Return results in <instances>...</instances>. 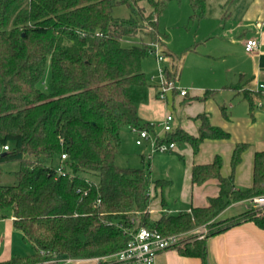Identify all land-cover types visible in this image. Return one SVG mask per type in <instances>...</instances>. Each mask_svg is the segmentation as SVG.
Instances as JSON below:
<instances>
[{
    "label": "trees",
    "instance_id": "16d2710c",
    "mask_svg": "<svg viewBox=\"0 0 264 264\" xmlns=\"http://www.w3.org/2000/svg\"><path fill=\"white\" fill-rule=\"evenodd\" d=\"M171 1L0 0V177L6 173L4 165L17 163L10 171L16 183L0 185V219L11 217L14 229L34 248L29 256L0 264L108 256L126 246L131 236L125 229L142 226L163 235L206 226L205 238L193 234L177 251L208 264V238L246 222L264 230V211L250 208L237 218L215 221L231 204L264 194V152L255 154L252 187L235 186V171L247 144L235 146L227 176L222 175L220 156L192 167L194 186L218 180L219 196L208 206L178 214L162 211L156 218L151 205L159 199L160 207H167L164 190L169 182L156 180L150 188L151 164L145 155L142 169L116 162L124 129L153 131V125L143 124L139 116L153 87L142 63L151 55L149 44L164 39L159 17ZM207 1L190 0V20L206 17ZM142 2L149 5V12ZM120 5H126L132 16L114 17V8ZM142 31L147 41L139 34ZM125 39L140 42L126 47ZM48 64L46 92L40 83ZM166 75L173 79L168 68ZM259 94L244 90L250 106ZM226 110L221 111L227 118ZM197 120L198 136L172 128L158 144H185L197 154L207 140L229 139L230 134L213 126L207 115ZM62 155L67 157L64 161ZM56 159L59 162L53 165Z\"/></svg>",
    "mask_w": 264,
    "mask_h": 264
},
{
    "label": "crops",
    "instance_id": "0c3cea01",
    "mask_svg": "<svg viewBox=\"0 0 264 264\" xmlns=\"http://www.w3.org/2000/svg\"><path fill=\"white\" fill-rule=\"evenodd\" d=\"M233 2L239 4L241 0ZM208 4L209 0L207 9ZM236 17L239 20L238 24L230 28V70H228L230 79L214 86L210 82L212 77L208 80L203 76L202 82L195 84L193 89L186 88L188 94L185 97L175 92L169 94L165 101L158 98V87L155 85L150 89L148 102L139 109L141 122L154 127L150 132L151 137L164 135L162 123L168 115L174 118L172 124L174 129H182L192 136H198L200 122L197 117L203 114L209 117L213 126L220 127L230 134L227 140L205 141L197 154L185 144L176 145L177 149L169 152L175 157L164 159L167 163H171L169 169L172 171L168 172L164 179H158L169 182L164 190L167 207L162 209L160 200H155L150 208L151 215L155 218L162 211L178 214L189 212L193 207H206L210 199L218 197L220 192L218 180L209 179L200 186H194L191 181L192 167L209 164L216 156H220L223 162L222 175H229L232 154L237 144H247L248 149L243 153L242 161L235 171V186L237 189H248L253 185L254 157L256 153L264 152V94L259 90V86L264 84V0H243ZM259 22L263 25L258 27ZM249 39H257L261 42L260 49L252 54L245 51V44ZM164 51L167 57L164 65L172 71L173 79L177 83L181 66L179 57ZM215 82L218 81L215 79ZM244 90L260 93L259 97H254L253 106H250L245 98ZM223 91L234 93L230 108L220 105L214 99L216 93ZM258 100L263 102V106L257 105ZM224 107L227 109V118L221 111ZM126 130L124 135L121 134L119 154L122 149L128 151V143H136V136L130 133V128ZM175 184L179 195L173 198L174 203L171 205L165 197V191L168 188L171 190L170 188ZM152 186L153 184L150 188ZM248 210V201L236 202L227 207L215 221L222 222L237 218ZM15 231L11 217L0 219V243L1 240L6 243V248L0 255V262L12 258V236ZM206 253L208 264H264V230L253 222L233 226L223 233L208 238ZM52 261L55 264H98L94 258L55 257ZM156 264H202V261L195 257H184L175 249L159 254Z\"/></svg>",
    "mask_w": 264,
    "mask_h": 264
},
{
    "label": "rangeland",
    "instance_id": "374dc122",
    "mask_svg": "<svg viewBox=\"0 0 264 264\" xmlns=\"http://www.w3.org/2000/svg\"><path fill=\"white\" fill-rule=\"evenodd\" d=\"M242 1L239 5L233 1L231 3L230 0H209L206 17L201 22L190 20L192 14L190 0H172L167 9L160 15L159 26L164 39L158 43L162 46V53L165 54L164 50H166L167 53H172L179 57L181 62L178 84L176 83L178 87L191 90L195 84L202 82L203 76L208 80L212 77L210 82L214 86L221 81L230 79V74L228 73V70H230V28L238 24L239 20L236 14L242 6ZM140 5L145 7L147 12L150 11V7L146 2H142ZM113 15L116 18L126 19L132 16V12L126 5H120L114 8ZM137 18L139 19V16ZM139 34L145 41L148 40L143 31ZM139 42L137 40L131 42L125 39L123 45L129 47ZM156 66L153 55H149L143 60L142 69L151 86L159 85L160 83L159 78L152 79L153 76L157 75ZM50 77L51 68L48 64L43 80L40 83V88L46 92L49 91ZM215 79L218 82H215ZM232 97H234L233 92L223 91L216 93L214 99L220 105H226L230 108ZM125 131L127 130L122 131V135H124ZM130 133L134 135L131 130ZM150 145L151 142H145L144 145L137 147L135 142L128 143V151L126 149V151L123 149L120 151L117 157V164L121 167L142 169L145 167L142 162V156L145 153L149 154ZM167 157H175V155L169 152L158 153L148 160L151 164L150 186L159 178L164 179L165 175L172 171V169H169L171 163H167L164 159ZM58 162L59 160L56 159L53 165H57ZM175 162L178 165L176 158ZM3 169L6 173L0 177V185H14L16 178L10 171L17 169V163L4 165ZM170 189L168 188L165 191V197L173 205V198L179 195V191L176 184ZM0 245L1 255L6 248V243L1 240ZM33 251V246L24 240L22 234L16 230L12 236L11 256L26 257L31 255ZM43 264L55 263L48 261Z\"/></svg>",
    "mask_w": 264,
    "mask_h": 264
},
{
    "label": "built area",
    "instance_id": "2783aa9c",
    "mask_svg": "<svg viewBox=\"0 0 264 264\" xmlns=\"http://www.w3.org/2000/svg\"><path fill=\"white\" fill-rule=\"evenodd\" d=\"M258 27L262 26V23L257 24ZM150 54L154 56L157 64V75L152 79L159 78L158 98L162 101L167 100V97L171 93L177 92L179 96L185 97L188 94L186 88H180L176 85L174 79H169L166 75L165 61L166 55L162 53V46L160 43H150ZM261 47V42L257 39H249L245 44V51L248 54H252L258 51ZM259 90L264 94V84L259 86ZM258 106H263L261 100L257 101ZM174 118L172 115H168L162 123V130L164 133L171 132L173 128ZM131 132L136 136V144L138 146L144 145L145 142H151L149 154L147 159L150 160L154 155L158 153H166L175 151L177 149L176 144H158V138L160 136L155 135L151 137L150 132L147 130H140L137 128H130ZM7 146L4 147V151H8ZM66 155H62V161L66 159ZM57 172L60 174L63 172L62 168H59ZM249 208L261 213L264 211V194L252 197L247 200ZM138 221L134 220L135 225ZM125 233L130 234V239L126 246L120 251L99 258H94L98 264H156L159 254L167 250H177L179 247L185 245V240L195 234L199 238H205L208 233L206 226H202L195 231L178 234V235H163L154 229L147 227H139L136 231L125 229ZM44 254V252L42 253Z\"/></svg>",
    "mask_w": 264,
    "mask_h": 264
}]
</instances>
